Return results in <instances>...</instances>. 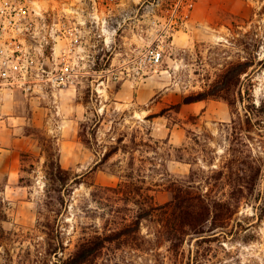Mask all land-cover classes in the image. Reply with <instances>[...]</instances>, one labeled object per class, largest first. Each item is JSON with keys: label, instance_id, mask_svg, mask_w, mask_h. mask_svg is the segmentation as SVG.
<instances>
[{"label": "rangeland", "instance_id": "374dc122", "mask_svg": "<svg viewBox=\"0 0 264 264\" xmlns=\"http://www.w3.org/2000/svg\"><path fill=\"white\" fill-rule=\"evenodd\" d=\"M176 2L0 0V264H61L135 217V193L164 205L171 182L192 175L228 199L229 171L234 183L260 176L228 227L188 235L175 255L145 220L146 249L109 245L94 264H264V0H184L159 70L138 75L151 22ZM247 58L243 101L183 103ZM120 185L131 201L109 190Z\"/></svg>", "mask_w": 264, "mask_h": 264}, {"label": "trees", "instance_id": "16d2710c", "mask_svg": "<svg viewBox=\"0 0 264 264\" xmlns=\"http://www.w3.org/2000/svg\"><path fill=\"white\" fill-rule=\"evenodd\" d=\"M258 62L264 67V59ZM255 65L256 58H247L246 60L230 63L223 74L207 89L184 98L183 103L190 104L217 98L225 100L231 107H234L239 101H243V78L250 76V69ZM115 153L116 148L106 152L103 161L109 160ZM56 164L58 171L60 173L64 172L60 162L57 161ZM227 174L233 187L228 199L213 197L198 190L192 184V182H195L193 175L190 176L189 184L178 181L171 182L172 200L164 205H150L148 196L141 193V191L135 193L140 197L136 200L140 210L135 217L132 219L129 217L123 218L122 221H112L106 226L103 234L98 233L82 241L75 254L63 260L61 264H94L109 245L114 246L115 249H122L137 242L139 248L146 249L145 245H150L151 240L146 239V236L142 233L141 226L145 220H155L157 222L158 229L154 233L155 237L159 240L169 241L171 244L169 249L175 255H178L181 245L188 235L200 236L228 227L236 212V206L248 192L254 191L260 176L259 174L255 177L243 175L238 183H234L232 171ZM55 177L61 182L65 183L66 181L62 175H55ZM109 190L121 196L124 195L125 197H122V200L131 201L132 199V192L124 191L122 185L119 188ZM1 212L2 209H0V220L5 221L6 216H2ZM1 230H3V227H1ZM50 247V252L54 254L62 249L61 245L59 246L57 243H51Z\"/></svg>", "mask_w": 264, "mask_h": 264}, {"label": "built area", "instance_id": "2783aa9c", "mask_svg": "<svg viewBox=\"0 0 264 264\" xmlns=\"http://www.w3.org/2000/svg\"><path fill=\"white\" fill-rule=\"evenodd\" d=\"M182 6L191 7L192 4H185L184 0H179L176 4L168 9V15L161 19H153L149 29L151 35V44L138 58H136L137 74L141 75L144 70L150 69L157 72L162 65L165 55V48L174 41L175 32L179 31L182 19L189 14L182 12ZM21 58L20 55H18ZM13 69L18 70L19 65Z\"/></svg>", "mask_w": 264, "mask_h": 264}]
</instances>
